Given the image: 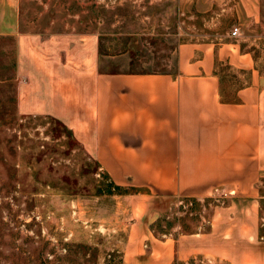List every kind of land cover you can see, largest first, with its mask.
Segmentation results:
<instances>
[{"label":"crops","instance_id":"0c3cea01","mask_svg":"<svg viewBox=\"0 0 264 264\" xmlns=\"http://www.w3.org/2000/svg\"><path fill=\"white\" fill-rule=\"evenodd\" d=\"M237 2L235 20L261 22L260 0ZM231 33L179 44L174 72L102 70L99 59L117 45L101 41L100 54L96 32L19 39L18 110L64 125L125 191L111 194L132 218L120 264H264V74ZM222 67L237 86L225 87ZM218 194L227 202L213 208L208 230L159 238L151 229L174 199Z\"/></svg>","mask_w":264,"mask_h":264},{"label":"rangeland","instance_id":"374dc122","mask_svg":"<svg viewBox=\"0 0 264 264\" xmlns=\"http://www.w3.org/2000/svg\"><path fill=\"white\" fill-rule=\"evenodd\" d=\"M260 9L253 25L235 20L237 0H0V264H120L132 222L130 205L108 194V179L64 125L18 110L20 37L107 31L103 42L117 47L99 59L102 70L174 72L179 44L237 27L264 74V0ZM222 69L225 87L237 86ZM226 202L220 194L176 198L151 229L159 238L208 230L213 208ZM173 264L228 263L196 257Z\"/></svg>","mask_w":264,"mask_h":264},{"label":"trees","instance_id":"16d2710c","mask_svg":"<svg viewBox=\"0 0 264 264\" xmlns=\"http://www.w3.org/2000/svg\"><path fill=\"white\" fill-rule=\"evenodd\" d=\"M106 34H109V32H105V34H101L100 35V54H105V50L107 49V48H105V46L102 44L103 42H101V41H103V40H106L107 38H106ZM128 38H124V41H123V43H122V45L123 46H127L126 45V40H127ZM110 41V40H109ZM105 51V52H104ZM110 188H112V191L111 192H109L108 194H113V193H116V194H122V193H125V191L124 190H122L120 187H116V186H110ZM186 199H190V200H192V201H194L195 199H192V198H186Z\"/></svg>","mask_w":264,"mask_h":264},{"label":"built area","instance_id":"2783aa9c","mask_svg":"<svg viewBox=\"0 0 264 264\" xmlns=\"http://www.w3.org/2000/svg\"><path fill=\"white\" fill-rule=\"evenodd\" d=\"M232 36H237L238 34H239V29L238 28H234L233 30H232Z\"/></svg>","mask_w":264,"mask_h":264}]
</instances>
